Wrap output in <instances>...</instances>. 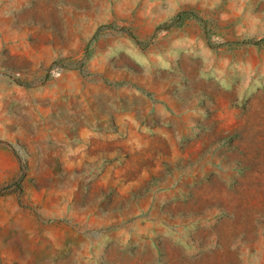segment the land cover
<instances>
[{"label": "rangeland", "instance_id": "rangeland-1", "mask_svg": "<svg viewBox=\"0 0 264 264\" xmlns=\"http://www.w3.org/2000/svg\"><path fill=\"white\" fill-rule=\"evenodd\" d=\"M0 264H264V0H0Z\"/></svg>", "mask_w": 264, "mask_h": 264}]
</instances>
